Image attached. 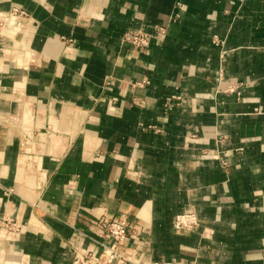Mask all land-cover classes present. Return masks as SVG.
<instances>
[{
	"label": "crops",
	"instance_id": "obj_1",
	"mask_svg": "<svg viewBox=\"0 0 264 264\" xmlns=\"http://www.w3.org/2000/svg\"><path fill=\"white\" fill-rule=\"evenodd\" d=\"M14 8L28 16L0 25V264H72L100 243L131 264H264V0H0ZM188 210L199 230H176ZM109 221L134 231L119 247Z\"/></svg>",
	"mask_w": 264,
	"mask_h": 264
},
{
	"label": "built area",
	"instance_id": "obj_2",
	"mask_svg": "<svg viewBox=\"0 0 264 264\" xmlns=\"http://www.w3.org/2000/svg\"><path fill=\"white\" fill-rule=\"evenodd\" d=\"M230 3L242 4L244 0H227ZM28 13L24 10L14 8L5 16H0V25H3L6 20L16 17H26ZM160 34H165V27L158 29ZM152 36L149 33H145L139 30H129L125 34V41L131 43L135 48H148L151 44ZM217 43V41H216ZM225 53V51L223 52ZM226 93H236L235 87H228L224 90ZM240 95V93H237ZM181 96L174 95L167 100L168 107H171L173 101H180ZM224 165H227L226 160L223 161ZM4 224L6 229L11 232L18 231V226L14 219L5 218ZM101 228V237L111 239L117 247L122 245L127 238L134 232L125 221H109L101 222L99 224ZM173 226L176 230L194 232L199 230L201 226L200 219L197 213L193 210L185 211L176 216ZM103 250L99 254L93 252H84L81 249H75L73 252L72 264H131L129 256L124 255L117 248H109L104 243H100Z\"/></svg>",
	"mask_w": 264,
	"mask_h": 264
}]
</instances>
